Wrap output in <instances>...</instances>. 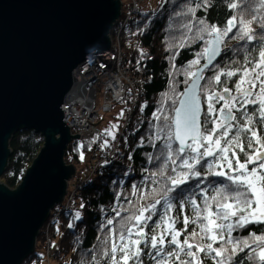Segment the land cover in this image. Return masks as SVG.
I'll return each instance as SVG.
<instances>
[{
	"label": "snow or ice",
	"instance_id": "6c2138e0",
	"mask_svg": "<svg viewBox=\"0 0 264 264\" xmlns=\"http://www.w3.org/2000/svg\"><path fill=\"white\" fill-rule=\"evenodd\" d=\"M212 6V0H200L185 13L175 14H191L193 19L181 25L192 33L191 37L185 33L184 39L186 43L202 41L203 50L179 72L184 80L172 76V94H162L148 120V133L140 137L137 147L147 144L155 152L146 153L147 163L154 168L142 169L141 181L131 186V195L139 199L133 201L126 193L116 195L117 202L123 196L129 205L112 208L123 223L119 229L111 227L114 217L100 224L99 230L107 229V233L95 246L91 260L82 264H100V257L106 264H144V256L154 264H205L206 259L212 264H242L240 253H245L248 264H264V228L245 238L233 235L252 224L264 225V0H229L227 7L239 12L229 16L222 27L195 18L197 9ZM226 40L244 42L235 49L243 48V63L232 60L221 67L214 62L227 47ZM253 42L259 45L255 56L247 47ZM140 53L137 65L147 55L143 49ZM176 55H172L173 69ZM201 59L205 60L202 65ZM206 71L213 74L206 77ZM180 84L185 87L177 92ZM146 107L147 102L140 112ZM123 117L122 109L116 122L98 134L103 139L101 149L111 147L103 137L117 140ZM124 143L127 146V136ZM80 159H84L83 152ZM128 160L132 161L131 153ZM208 177L223 181L204 184ZM149 199L151 203H139ZM186 209L191 214H185ZM122 212L129 214L122 216ZM81 219L77 210L73 221ZM74 226L68 224L70 229Z\"/></svg>",
	"mask_w": 264,
	"mask_h": 264
},
{
	"label": "water",
	"instance_id": "95a60500",
	"mask_svg": "<svg viewBox=\"0 0 264 264\" xmlns=\"http://www.w3.org/2000/svg\"><path fill=\"white\" fill-rule=\"evenodd\" d=\"M120 15V0H0V178L13 133L31 129L45 141L16 189L0 182V264L26 260L64 201L77 171L65 155L81 139L62 105L78 97L74 70L111 48Z\"/></svg>",
	"mask_w": 264,
	"mask_h": 264
},
{
	"label": "trees",
	"instance_id": "16d2710c",
	"mask_svg": "<svg viewBox=\"0 0 264 264\" xmlns=\"http://www.w3.org/2000/svg\"><path fill=\"white\" fill-rule=\"evenodd\" d=\"M155 2L156 6L154 9L149 11L140 10L135 19L130 22L123 32V43L125 46L133 39L140 38L142 45L146 48L143 51L147 55L141 61V64L137 65V60L140 59V50L142 48L135 52L132 62L141 70L145 71L147 76L146 82L144 83V98L140 104L141 107V105L147 102V107L143 113L140 112L139 108V116L131 121L129 127L123 133H121V130L117 133L116 141H111L110 137H103L109 139L111 145L109 148H100V144L103 142L101 138L96 142L82 140L70 143L65 160L69 164L76 165V177L79 174L78 163L81 161L80 154L82 150L99 154L102 161L93 170L92 175L80 183L78 182L79 178H77L75 182H78V185H76L71 207L62 211L58 220L54 222L47 221L51 224V240L60 233L58 246L54 247L57 253L52 258L51 264H82L84 261L91 260L92 252L96 251L95 246L101 244V240L107 233V229L101 232L99 225L105 223L106 219L115 217V213L112 211L114 206L117 208L121 206L129 207L127 201L123 199V196L121 197V201L117 202L116 195L118 193H126L133 201L139 199L138 196L131 195V186L141 181L143 175L142 169L145 167L149 169L154 168V166L147 163L146 153L155 152L147 144L142 148L137 147L140 137L146 136L148 133V120L158 106V101L162 99V94L165 92H168L170 95L172 94L170 88L172 76H175L179 80H184L185 76L179 75V72L187 68L188 63L195 59L197 54L203 50L204 44L202 41L185 42L184 34L186 33V29L181 27V25L187 23L189 19H193L191 14L189 13L186 16L175 15L178 12L185 13L188 7H195V4L199 3L200 0H155ZM228 2L229 0H212L213 6L207 10L203 7L197 9L195 18H205L209 24H216L222 27L229 16L239 12V9L230 10L227 7ZM234 2H242V0H234ZM252 6L257 7L255 3ZM193 22L195 21L193 20ZM253 27L257 26L253 24ZM193 31H195V28ZM113 32L114 28L111 30L110 35ZM186 35L191 37L192 33H186ZM225 43L227 47L224 48L215 63H219L221 67L228 65L232 60H238L240 63H243V57L245 55L243 48L239 52H236L235 49L243 45L244 42L226 40ZM170 44L173 47L169 49L168 46ZM182 44H184L183 47H181ZM247 47L252 50L253 56L257 55L258 44H255V42L249 43ZM173 53H177L174 60L175 69L172 67ZM148 57L151 58L149 59ZM204 62L205 60L201 59L200 64L202 65ZM231 66L236 67L237 65L233 64ZM212 74V72H205L206 77ZM228 86L232 87L233 85L229 82ZM184 87V84H180L177 92L183 91ZM237 115L239 114L237 113ZM257 127L259 128L260 126L257 125ZM125 136L128 137L127 146L124 143ZM44 142V137L31 129H20L13 133L9 140L10 157L6 170L0 178V182L9 186L11 189H16L21 183L26 170L33 163L43 147ZM91 144L93 145L91 146ZM79 145H83L84 147L79 148ZM129 153L132 154V161L128 160ZM106 160L108 163H105ZM129 164H131L130 169L128 168ZM126 171H129V175L127 176L124 175ZM113 181L117 183L113 184ZM120 181L124 182L122 186ZM209 181L219 183L223 181V178L208 177L204 181V184H208ZM191 183L194 184L195 181ZM184 187L188 190V186ZM145 190L147 191V189ZM171 195H176V193L174 192ZM196 198L199 201L200 194H197ZM151 202V199L148 201H139L140 204ZM82 203L85 207L81 209L80 205ZM56 208L57 206L51 212H55ZM102 208L104 212L101 211ZM77 210L81 211L82 219L73 221ZM128 214L126 212L121 213L122 216H127ZM185 214H191L190 209H186ZM47 222L42 225L43 228L47 225ZM70 222L74 223V228H68ZM122 223L119 217H115V223L111 227L119 229ZM177 227H182V225L178 224ZM43 228H41L37 238L36 250L21 264H33L35 259L38 262L42 259L43 255L38 252V249L43 248L46 251L45 237L42 236L44 234ZM261 228H264V225L252 224L247 228L237 230L233 235L245 238L252 232L260 234ZM189 230H191V227ZM247 251L246 249L245 252ZM239 256L242 264H248L245 253H240ZM143 259L144 264H154L148 256H144ZM100 264H106L103 257H100ZM205 264H212V262L210 259H206Z\"/></svg>",
	"mask_w": 264,
	"mask_h": 264
},
{
	"label": "built area",
	"instance_id": "2783aa9c",
	"mask_svg": "<svg viewBox=\"0 0 264 264\" xmlns=\"http://www.w3.org/2000/svg\"><path fill=\"white\" fill-rule=\"evenodd\" d=\"M144 1L120 0L121 15L113 27L111 48L89 56L73 72V86L78 97L64 102L62 110L64 121L73 134L78 133L80 139L96 142L99 139L98 134L103 132L97 121L101 113L112 111L114 104L122 99L127 98L129 106L121 123V133L139 116L147 76L145 71L141 69L137 71L138 67L134 65L132 59L138 49L146 48L140 38L133 39L125 46L123 32L138 15ZM100 95L102 102L99 105ZM93 158L96 159L95 169L99 165L100 158L97 159L95 153ZM74 195L75 191L57 205L55 212H51L49 221L58 220L61 212L71 207ZM50 226V222H47L44 228ZM52 245V240H48L46 258L49 264L57 253Z\"/></svg>",
	"mask_w": 264,
	"mask_h": 264
},
{
	"label": "rangeland",
	"instance_id": "374dc122",
	"mask_svg": "<svg viewBox=\"0 0 264 264\" xmlns=\"http://www.w3.org/2000/svg\"><path fill=\"white\" fill-rule=\"evenodd\" d=\"M127 1V0H126ZM156 6V2L155 0H145L143 2V4H141V7L140 9L142 11H149L151 9H154ZM102 102V96L100 95L99 99H98V104L100 105ZM129 106V102L128 100L125 98V99H122L118 102H116L113 106V110L110 111V112H102L99 119L97 120L98 121V124L101 126V128L104 130V129H107V128H110L112 123H115L116 122V118L118 116V114L121 112V110L123 109L124 110V115H125V110L126 108ZM220 105H217V107H219ZM124 118V117H123ZM120 119L119 123L121 124L122 123V119ZM121 129V127H120ZM102 130V131H103ZM120 131V130H119ZM86 141V140H85ZM83 143V142H81ZM93 144H91L92 146ZM83 152V155H84V159L81 160L79 163H78V171H79V174L78 176L76 177V174H77V171H76V174L74 175V177L70 180V184L68 185V190H67V194L64 198V200H66L67 197L70 196V193H72L73 191H75L76 189V185H78V182L80 183L81 181H83L84 179H86L87 177H89L90 175H92L93 173V170H94V167H95V160L92 156L94 153H90V152H87V151H84L82 150ZM95 155L97 156V159L100 158V162L102 161L101 157L99 156V154L95 153ZM92 158V159H91ZM251 167V166H250ZM225 171H227V169H225ZM78 179V182H75L76 180ZM76 183V184H74ZM43 235L45 237V241H46V246L48 244V240H51L50 238V234H51V230H50V227H45L44 230H43ZM59 238H60V233H58V235L56 237H53L52 238V243L53 245L55 244L56 247L58 246V242H59ZM44 251V252H43ZM38 252L43 255L42 259L40 260V262L37 261V259H35L33 261V264H48V261H47V258L45 257V250L42 249H38Z\"/></svg>",
	"mask_w": 264,
	"mask_h": 264
},
{
	"label": "bare ground",
	"instance_id": "6f19581e",
	"mask_svg": "<svg viewBox=\"0 0 264 264\" xmlns=\"http://www.w3.org/2000/svg\"><path fill=\"white\" fill-rule=\"evenodd\" d=\"M82 140H84V139H81L80 141H82ZM67 151H68V150H67ZM66 153H67V152H66ZM51 211H52V210H51ZM50 215H51V213H50ZM49 218H50V216H49ZM49 218L47 219V221L49 220ZM47 221H46V222H47ZM46 222H45V223H46ZM52 246H53V245H52ZM45 257H46V251H45ZM51 262H52V260H51ZM51 262H50V264H51ZM48 264H49V263H48Z\"/></svg>",
	"mask_w": 264,
	"mask_h": 264
}]
</instances>
